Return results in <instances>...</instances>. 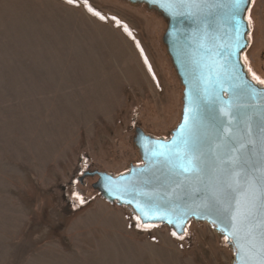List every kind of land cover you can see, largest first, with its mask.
I'll return each mask as SVG.
<instances>
[{
  "label": "rangeland",
  "instance_id": "374dc122",
  "mask_svg": "<svg viewBox=\"0 0 264 264\" xmlns=\"http://www.w3.org/2000/svg\"><path fill=\"white\" fill-rule=\"evenodd\" d=\"M245 18L242 63L264 87V0ZM165 29L128 0H0V264H233L209 222L142 224L84 175L141 163L136 126L164 138L178 124Z\"/></svg>",
  "mask_w": 264,
  "mask_h": 264
},
{
  "label": "water",
  "instance_id": "95a60500",
  "mask_svg": "<svg viewBox=\"0 0 264 264\" xmlns=\"http://www.w3.org/2000/svg\"><path fill=\"white\" fill-rule=\"evenodd\" d=\"M128 1L166 20L162 41L183 86L180 120L166 138L135 127L140 164L84 175H96L93 186L142 224L181 235L190 219L207 221L227 237L233 264H264V87L241 59L250 0L238 11L233 0Z\"/></svg>",
  "mask_w": 264,
  "mask_h": 264
},
{
  "label": "snow or ice",
  "instance_id": "6c2138e0",
  "mask_svg": "<svg viewBox=\"0 0 264 264\" xmlns=\"http://www.w3.org/2000/svg\"><path fill=\"white\" fill-rule=\"evenodd\" d=\"M68 2L72 3L73 0H68ZM243 3H244V0H233L234 9L238 11L242 7ZM259 82L260 83H264V81H259ZM185 171H187V169H185ZM261 187H262V190H264V178H262ZM249 191L251 193H253V200H254L255 199V197H254L255 189L250 186ZM253 206H254V203H253ZM169 223H172V221H169ZM174 235H175V233H174ZM226 239H227V237H226Z\"/></svg>",
  "mask_w": 264,
  "mask_h": 264
},
{
  "label": "trees",
  "instance_id": "16d2710c",
  "mask_svg": "<svg viewBox=\"0 0 264 264\" xmlns=\"http://www.w3.org/2000/svg\"><path fill=\"white\" fill-rule=\"evenodd\" d=\"M248 28H249V31H250V26L248 25ZM164 32H165V30H164ZM247 39H248V41H249V35L247 34ZM241 56H242V54H241ZM245 67V66H244ZM246 68V67H245ZM247 70V69H246ZM247 72H248V70H247ZM248 75L251 77V79L252 80H254V78H252V76L249 74V72H248ZM256 81V80H255Z\"/></svg>",
  "mask_w": 264,
  "mask_h": 264
},
{
  "label": "flooded vegetation",
  "instance_id": "af4514ba",
  "mask_svg": "<svg viewBox=\"0 0 264 264\" xmlns=\"http://www.w3.org/2000/svg\"><path fill=\"white\" fill-rule=\"evenodd\" d=\"M164 138H166V136H164ZM138 164H140V163H137L136 165H138Z\"/></svg>",
  "mask_w": 264,
  "mask_h": 264
}]
</instances>
